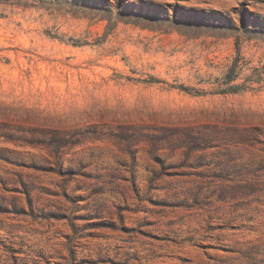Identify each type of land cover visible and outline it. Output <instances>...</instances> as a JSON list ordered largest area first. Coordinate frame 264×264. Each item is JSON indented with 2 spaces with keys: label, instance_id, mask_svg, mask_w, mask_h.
Listing matches in <instances>:
<instances>
[{
  "label": "rangeland",
  "instance_id": "rangeland-1",
  "mask_svg": "<svg viewBox=\"0 0 264 264\" xmlns=\"http://www.w3.org/2000/svg\"><path fill=\"white\" fill-rule=\"evenodd\" d=\"M0 264H264V0H0Z\"/></svg>",
  "mask_w": 264,
  "mask_h": 264
}]
</instances>
